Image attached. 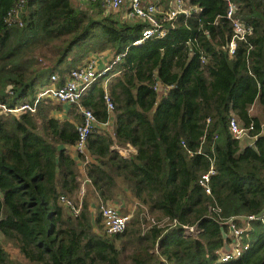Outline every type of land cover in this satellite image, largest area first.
Returning a JSON list of instances; mask_svg holds the SVG:
<instances>
[{"label":"trees","instance_id":"trees-1","mask_svg":"<svg viewBox=\"0 0 264 264\" xmlns=\"http://www.w3.org/2000/svg\"><path fill=\"white\" fill-rule=\"evenodd\" d=\"M153 1L169 7L168 0ZM232 1L238 18L253 28L233 56L226 0H189L199 12L178 16L165 24V37L140 46L134 43L147 25L106 15L100 3L24 0L20 22L10 25L9 13L21 0H0V103L9 107L34 104L53 75L62 84L91 55L126 53L109 72L115 104L110 143L136 148L131 161L138 172L127 184L150 212L163 214L151 222L139 209L124 233L109 236L102 216L94 223L85 203L79 217L68 213L60 199L72 200L80 190V163L91 170L89 156L107 155L110 143L94 149L97 128L88 139V158L78 155L79 163L66 147H75L82 122L75 127L53 118L61 106L42 100L35 114L0 116V264H264L260 222L252 223L251 248L242 258L221 263L217 256L231 243L220 220L236 218L242 227L239 218L264 213V0ZM105 78L82 99L99 123L110 120ZM156 83L172 89L160 96ZM232 117L243 127L254 124V148L233 138ZM189 151L202 154L191 157ZM104 165L113 180L119 167ZM212 167L207 196L199 182ZM210 209L219 212L210 216ZM194 225L199 236L185 237L184 226Z\"/></svg>","mask_w":264,"mask_h":264},{"label":"built area","instance_id":"built-area-1","mask_svg":"<svg viewBox=\"0 0 264 264\" xmlns=\"http://www.w3.org/2000/svg\"><path fill=\"white\" fill-rule=\"evenodd\" d=\"M24 0H21L17 9L9 13L8 23L14 24L20 22L19 10L22 8ZM86 4L100 3L104 8L106 15L111 13H122L125 22L146 24L147 27L142 31V37L134 43L135 46H140L144 42L152 38H163L167 35V29L165 24L172 23L180 15L190 16L192 12H199V9L192 8L189 0H170L169 8L164 9L159 2L153 0H85ZM227 12L226 19L231 22L233 29V36L228 45V52L230 56H233L236 52L239 42H247L249 36L253 33V28L246 25L237 16L238 6L232 0H226ZM20 25H22L20 23ZM126 53L116 57L110 65L103 70H99V56L91 57L88 62L81 67L72 70L64 79V82L60 84L61 78L59 75H53L51 77V84L46 88H42L37 94L34 104L22 103L15 107H9L6 104L0 103V116L1 115H13L20 116L24 113L35 114L37 106L42 100H51L56 103L68 104L77 106L82 116V123L77 127L78 141L75 145L77 155H82L88 158L87 143L90 135L97 128L107 127L110 124V120L105 123H99L96 116L92 111L84 108L82 105V99L87 91L102 77L112 70L113 66L120 62ZM106 82V83H105ZM104 82V94L103 99L106 104V109L109 117L112 118L115 111V104L112 99L109 90V81ZM172 87H163L160 83H156L154 90L160 95H166ZM210 121L208 120V123ZM229 130L234 139L243 142L245 147L254 148L255 143L259 138V134H253L254 124H250L248 127H243L237 118L232 117L230 119ZM184 148H186L185 142H182ZM121 156L128 157L136 148L128 145L127 147L115 146ZM191 157L195 154H202L201 151L188 152ZM85 162L83 165H85ZM215 175V170L212 167L208 172L202 175L199 182L200 188L207 196H212L211 178ZM83 191V187L81 189ZM61 202L69 210L73 217H79L82 212L83 203H76L66 197H61ZM210 216L212 212L219 210L210 209ZM101 216L103 219V226L105 232L109 236L119 235L127 230V227L132 219V215H123L118 209L110 206H101ZM243 220L244 226L240 227L235 223L236 218H232L228 221L220 224L228 226V233H230L231 243L228 244L229 250L222 249L217 252L218 260L221 263H227L233 260H237L243 257L251 248L249 242V235L253 231L252 223L260 222L264 225V213L260 215H250L247 217L239 218ZM176 223V222H175ZM201 230L198 226H184V236L189 238H197Z\"/></svg>","mask_w":264,"mask_h":264},{"label":"crops","instance_id":"crops-1","mask_svg":"<svg viewBox=\"0 0 264 264\" xmlns=\"http://www.w3.org/2000/svg\"><path fill=\"white\" fill-rule=\"evenodd\" d=\"M76 1L81 4H86L85 0H76ZM169 4H170V0H168V6ZM116 13L117 15H122V16L124 15L121 12L120 13L116 12ZM94 56H99L100 59L98 66L99 70L106 69L116 57L113 53L109 51L100 54L91 55L88 59H86V61H84L78 67L84 66L88 62V60ZM111 76H109L108 73L104 82L108 80L110 83V81L112 80ZM115 76H119V73H117ZM91 88L87 91L84 97L89 96V94L92 92ZM53 105L61 106V110H54L52 112L51 116L53 118L59 119L62 122L72 124L75 127H77L82 122V116L78 107L68 104H62L59 102L58 103L54 102ZM255 110H256L255 114H257L258 109L257 108L253 109V113ZM114 125H115V114H113L112 118H110V124L107 127L100 126L95 132V137H92V140L95 141L94 149H98L99 146L107 145L108 143L111 142V140L115 141ZM66 149L68 150V154L71 157L77 159L78 155L76 154V150L74 146L73 147L68 146L66 147ZM113 150L114 147H112L110 143L107 155H101L100 152L101 155L99 157L100 159H96V157L94 158L88 155L90 164L93 165V168H91V170L87 167L88 163L83 165V163L82 162L80 163V160L77 159V161L80 163L79 165L80 177L77 178V180L81 183V187L78 192H75L72 195L73 197L72 200L76 202H82L83 205L85 203L89 207L92 221L94 223H96L97 219L101 217L100 210H101V206L103 205L114 207L118 209L119 212L123 215H132V216H134L139 211V209H143L144 210V213L142 214L143 218L145 219L147 218L148 220L151 219L150 220L151 222H154V220L158 218H162L163 214L161 212L159 211H154L153 213L150 212L148 204H145L144 202H140L137 198H135L133 196L131 189L127 184L126 178L134 177V175H137L136 173L138 171L136 170V167L131 160L133 159L134 156L138 154V151L136 150L130 156L124 157V156H119L118 154L116 155L111 153ZM107 162H110L116 167H119L117 173L115 174V178L113 180H111L109 178V175L104 172L109 170L107 165H104ZM98 169H101L102 171H99ZM93 177L100 180V182L98 183L99 188H96L95 180ZM82 187H83V191L81 190ZM66 210L69 213V210L67 208ZM166 220L167 219H165L164 217L163 221ZM94 230L98 234L101 233L98 226H96ZM0 235H1L0 241H3V236L2 234Z\"/></svg>","mask_w":264,"mask_h":264},{"label":"rangeland","instance_id":"rangeland-1","mask_svg":"<svg viewBox=\"0 0 264 264\" xmlns=\"http://www.w3.org/2000/svg\"><path fill=\"white\" fill-rule=\"evenodd\" d=\"M119 16V18L122 20V21H124L125 19L123 18V16L122 15H118ZM106 83V82H105ZM46 88V87H45ZM256 113V110L254 111V114ZM229 235H230V233H229ZM1 236V235H0ZM7 249H8V251L11 253V256L13 257V258H17V257H19L18 256V254H19V252L16 250V249H12L11 250V248L10 247H7ZM128 253L130 254L131 253V249L130 250H128ZM23 259V258H22Z\"/></svg>","mask_w":264,"mask_h":264},{"label":"water","instance_id":"water-1","mask_svg":"<svg viewBox=\"0 0 264 264\" xmlns=\"http://www.w3.org/2000/svg\"><path fill=\"white\" fill-rule=\"evenodd\" d=\"M222 231H223V230H222ZM223 235H224L225 238L228 237V235H227L224 231H223ZM226 250H229L228 246H226Z\"/></svg>","mask_w":264,"mask_h":264}]
</instances>
